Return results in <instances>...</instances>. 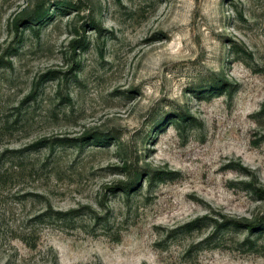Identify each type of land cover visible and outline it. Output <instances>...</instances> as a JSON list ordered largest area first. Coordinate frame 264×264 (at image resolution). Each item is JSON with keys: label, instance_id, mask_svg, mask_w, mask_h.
<instances>
[{"label": "rangeland", "instance_id": "1", "mask_svg": "<svg viewBox=\"0 0 264 264\" xmlns=\"http://www.w3.org/2000/svg\"><path fill=\"white\" fill-rule=\"evenodd\" d=\"M0 264H264V0H0Z\"/></svg>", "mask_w": 264, "mask_h": 264}]
</instances>
